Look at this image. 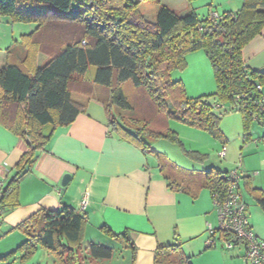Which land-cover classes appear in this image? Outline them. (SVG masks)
Wrapping results in <instances>:
<instances>
[{
    "label": "trees",
    "instance_id": "obj_1",
    "mask_svg": "<svg viewBox=\"0 0 264 264\" xmlns=\"http://www.w3.org/2000/svg\"><path fill=\"white\" fill-rule=\"evenodd\" d=\"M142 1L0 0V16L9 17L12 23L37 26L21 36L23 58L8 60L0 70V124L26 139L29 146L2 189L0 207L5 217L20 205L21 178L46 149L55 128L74 122L90 95L97 97L91 85L108 91L103 103L112 130L144 148L151 149L149 139L161 137L182 143L171 129L154 130L149 121L131 125L123 117V121L117 118V111L134 108L123 90L129 80L155 102L153 106L165 113L167 120H178L217 139L223 138L219 113L229 109L241 114L246 144L253 140L251 124L264 126V69H253L243 59V49L264 27V0H243L237 11H225L217 20L211 18V11L201 18L195 10L180 13L161 3L155 22L140 11ZM55 13L64 21L82 24L85 34L56 44L53 50L45 49L46 36L41 39L39 33L50 27L49 16ZM198 50L207 52L217 88L209 95L187 97L184 84L171 80L170 75L184 70L186 56ZM44 51L48 57L38 64V55ZM91 67L95 71L88 78ZM73 83L81 86L75 93L82 99L74 96ZM218 104L224 107L216 108ZM49 126L53 129L48 131ZM261 139L264 141V134ZM169 167L161 159L162 172L166 174ZM229 172H206L204 186L213 199L226 195ZM249 192L264 213V189L250 186ZM87 225L86 213L72 206L42 209L11 228L22 233L26 241L0 260L9 261L20 253L25 259L43 247L62 264L76 263L81 259ZM101 230L112 238L129 241L124 233H115L106 225ZM88 251L89 259H110L113 255V248L97 243H90ZM154 264H191V257L174 243L157 248Z\"/></svg>",
    "mask_w": 264,
    "mask_h": 264
},
{
    "label": "crops",
    "instance_id": "obj_2",
    "mask_svg": "<svg viewBox=\"0 0 264 264\" xmlns=\"http://www.w3.org/2000/svg\"><path fill=\"white\" fill-rule=\"evenodd\" d=\"M242 2L222 0L226 6L223 12L237 11ZM166 5L180 13L194 10L189 3L183 9ZM17 25L20 24L0 16V70L8 60L23 58L21 36L37 27L36 24L20 25L16 31ZM48 54L41 52L38 64L46 61ZM189 55L208 57L204 50ZM243 59L253 69H264V27L243 49ZM77 87L81 86L73 83L74 96L80 99L82 95L75 93ZM92 88L97 97L90 95L84 111L74 122L55 128L46 149L39 152L31 170L21 178L20 205L7 213L0 224V259L26 241L22 233L11 228L42 209L55 210L69 205L81 210L82 202L87 200L86 234L90 227L106 225L115 233H124L129 240L115 238L125 248L122 256H116L118 263L154 264L158 247L177 243L191 257V264H248L244 243L233 248L224 245L217 230V209L204 183L206 172L211 169L221 172L237 169L252 230L264 240V217L242 190L245 188L252 197L250 186L264 189V141L261 139L264 130L262 134L252 133V143L261 144V148H255L245 143L243 128L233 144L222 126L223 138L217 139L204 130L165 119V127L158 130L171 129L182 145L161 137L149 139L151 149L144 148L112 130L103 103L108 91L96 85H91L90 90ZM116 114L132 125L133 115H126L134 113L124 110ZM237 119L243 127L242 117L240 120L237 116ZM52 129V126L47 128ZM28 149L26 139L0 124V196L16 172L14 167ZM161 159L169 163L166 174L161 170ZM66 174H70L71 179L63 186ZM210 227L217 230L211 246L207 243ZM115 253L113 248L111 263L115 261ZM4 261L8 260H0V263Z\"/></svg>",
    "mask_w": 264,
    "mask_h": 264
},
{
    "label": "rangeland",
    "instance_id": "obj_3",
    "mask_svg": "<svg viewBox=\"0 0 264 264\" xmlns=\"http://www.w3.org/2000/svg\"><path fill=\"white\" fill-rule=\"evenodd\" d=\"M166 4L178 8L183 9L185 5L188 3L193 9L197 12L199 17L204 18L208 16L209 10L219 13H223L226 6L222 4V0H154V1H142L139 6L140 11L152 22L156 21L157 12L160 7V4ZM4 18L9 19L7 16H3ZM49 20L51 21L50 27H48L45 31H41L40 36L43 39L46 36V42L44 43L45 49H55L56 44L60 46L61 43H65L68 41H73L78 36L80 38L85 34V27L80 23H75L70 20H63L59 14H51L49 16ZM22 26H28L31 24L25 23H16ZM16 26V31L18 30V26ZM19 33V32H18ZM1 45V44H0ZM193 54V53H192ZM14 59V58H13ZM14 61V60H12ZM187 66L184 70H174L170 75V79L173 81H181L185 87V94L187 97H198L204 95H209L213 91H216L217 83L214 77L213 68L210 62V59L206 56H194L191 55L186 56ZM95 71V67H91L90 75L88 78H91L92 72ZM82 90V94L84 95L87 91ZM123 90L126 97L133 103L134 108L132 110H128L129 113L126 117H130L133 115L134 120L132 124L136 123H145V121H149V128L158 130L164 126L165 118L167 121V116L163 112H157L158 108L153 106L155 103L148 95L142 92L140 89L136 88L134 83L129 80L123 84ZM210 100L213 101V97H210ZM171 102V101H170ZM172 103V102H171ZM156 105V104H155ZM157 106V105H156ZM227 107H229L227 105ZM220 128L227 129V133L229 138L232 139V143L235 144L237 141V136L239 130H242V124L238 121L237 116L241 120V114L238 111L227 110L224 112H220ZM236 118V119H235ZM221 119H223L221 121ZM121 121L123 119L121 118ZM250 130L252 133L258 132L262 134L264 130V126L260 125L257 122H253L250 126ZM136 131V130H135ZM244 132V130H243ZM244 135V133H243ZM235 141V142H234ZM253 141V140H252ZM249 142L248 144H252L251 146L255 148H261V144L256 145V143ZM180 147V146H179ZM263 149V147H262ZM264 151V149H263ZM244 187V186H243ZM242 187V188H243ZM244 195L248 201L256 204V208H258V212L262 214L264 217V213L257 205V202L249 196L248 192L243 188ZM90 243H97L109 246L115 249V261L111 263L109 259H92L89 260V251L88 245ZM125 248L123 244L119 241H116L115 238H112L110 235L104 233L101 228H93L90 227L87 234H85L84 241L82 244V250L80 251L81 259L73 264H121L116 260V256H122ZM91 258V257H90ZM92 261V262H91ZM62 264L60 260L53 253L49 252L43 247H40L36 253L28 258H23V255L16 254L9 261H4L0 264Z\"/></svg>",
    "mask_w": 264,
    "mask_h": 264
},
{
    "label": "built area",
    "instance_id": "obj_4",
    "mask_svg": "<svg viewBox=\"0 0 264 264\" xmlns=\"http://www.w3.org/2000/svg\"><path fill=\"white\" fill-rule=\"evenodd\" d=\"M212 19H219V13L211 11ZM223 105L218 104L216 108H223ZM223 155V154H222ZM230 180L226 195L215 197L213 199L218 213L219 234L224 239V245L227 248H233L238 243H244L246 247L245 260L248 264H264V240L252 230L249 216L247 213L248 207L240 192L241 174L236 170H232L227 174ZM87 200H84L81 205V211H85ZM5 219V210L0 207V221ZM216 229L209 228L210 237L208 244H212L215 240Z\"/></svg>",
    "mask_w": 264,
    "mask_h": 264
},
{
    "label": "water",
    "instance_id": "obj_5",
    "mask_svg": "<svg viewBox=\"0 0 264 264\" xmlns=\"http://www.w3.org/2000/svg\"><path fill=\"white\" fill-rule=\"evenodd\" d=\"M70 179H71V175H70V174H66V175L63 177L62 185H63V186H66V185L69 183Z\"/></svg>",
    "mask_w": 264,
    "mask_h": 264
}]
</instances>
